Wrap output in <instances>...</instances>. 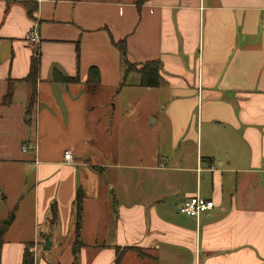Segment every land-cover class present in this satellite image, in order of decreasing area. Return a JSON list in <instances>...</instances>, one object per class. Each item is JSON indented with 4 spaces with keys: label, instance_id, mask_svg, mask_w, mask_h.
Wrapping results in <instances>:
<instances>
[{
    "label": "crops",
    "instance_id": "1",
    "mask_svg": "<svg viewBox=\"0 0 264 264\" xmlns=\"http://www.w3.org/2000/svg\"><path fill=\"white\" fill-rule=\"evenodd\" d=\"M120 41L129 63L160 62L157 87L125 75ZM90 67L99 72L95 86L86 83ZM122 86L140 95L137 104L147 98L152 124L141 136L152 152L126 167L125 202L101 211L108 219L95 234L100 205L86 203L87 178L118 166L89 157L87 125L106 115L91 101ZM4 165L31 173L32 210L29 232L19 226L1 244L0 264H21L26 247L34 264H115L124 247L150 254L129 251L120 264H264V0H0L1 173ZM130 170L155 176L136 185ZM96 187L98 198L111 188L115 202L111 181ZM77 189L83 246L74 258ZM197 193L215 206L196 220L178 209ZM87 208L89 222L81 219Z\"/></svg>",
    "mask_w": 264,
    "mask_h": 264
},
{
    "label": "rangeland",
    "instance_id": "2",
    "mask_svg": "<svg viewBox=\"0 0 264 264\" xmlns=\"http://www.w3.org/2000/svg\"><path fill=\"white\" fill-rule=\"evenodd\" d=\"M135 68L138 69L139 66H133V69ZM126 90V87L122 86L118 87L113 94H107L108 92L103 91L98 97L91 101V104H94L96 109L97 106L104 104L106 106L105 110L103 111L98 108V113L103 111L102 115H106L102 117L99 125H96L94 122H90L87 125V134L93 141V148L88 150L89 157H93L91 161L94 163L106 164V162L109 161L112 164L117 163L118 166L117 168H110L109 171L102 173L101 176L95 173L87 178L86 183L89 185V188H87V195L88 199H92V201L86 203H93L95 207L100 205L98 217L96 218V214L93 217L96 218V222L99 221L98 225L95 227V234H97V230L102 229L104 220L107 221L108 219V216L102 214L101 211L109 213V207L110 209H116L120 203L125 202L123 185L125 176L128 178L125 172L129 171L126 167L129 164L140 163L137 160V157L140 155H144V157L148 159V154L152 152L143 142L142 138L144 137L141 136L143 130L141 127L147 123L148 126L152 124L150 118L148 121L146 119L147 112L144 102L147 98H144L143 102L137 104V99L140 95H137L134 91ZM150 99L149 97V101ZM131 103L134 107L132 111L130 110ZM149 108L153 109L152 107ZM154 109H156V107H154ZM128 110L130 112H128ZM94 114H91V117ZM147 136L148 135H145L146 139ZM190 151L193 152L192 146ZM135 171L137 170H130V175L133 181H136V185L142 184L143 179H153L155 176L153 173L150 175V178L140 175V177H142V179H140L137 178L138 172L135 173ZM6 172L10 173V181L3 178V173ZM167 175L164 173V177L161 178V180L163 181ZM30 176L31 173L26 177L24 174L22 175V169H20V167L12 168L7 165H4L2 173L0 172V248L1 244L11 237L15 229L19 226H22L25 233L29 232L28 230L31 228L32 177ZM99 181H111L112 187L115 186L117 188L115 197H113L115 198V202L112 199V195L108 193L111 192V188L107 190L103 188L100 190L98 198V188L96 186ZM163 183H165V181H163ZM147 186L149 190H152L153 184L151 182H149ZM18 195L22 197L20 201ZM170 195H173L172 190ZM178 195L179 197L184 195L183 190L181 194ZM177 200L178 198L174 196L173 201L177 202ZM110 213H112V211ZM91 215L92 212L87 208V212L85 211V213H83L81 219L85 218L86 221L88 220L89 222ZM43 252L46 253L44 249ZM141 253L144 255L150 254L146 251Z\"/></svg>",
    "mask_w": 264,
    "mask_h": 264
},
{
    "label": "trees",
    "instance_id": "3",
    "mask_svg": "<svg viewBox=\"0 0 264 264\" xmlns=\"http://www.w3.org/2000/svg\"><path fill=\"white\" fill-rule=\"evenodd\" d=\"M35 7L36 6H32L30 11L32 9H35ZM116 46L120 52L122 64L125 66V70H124L125 75L129 72L135 71L140 76L139 85L143 87H150V88H154L158 86L159 79H160V75H159L160 62L159 61L154 60V61L146 62L140 65L138 69L137 68L133 69V66H137V65L131 64L128 62L127 57H126V48H125L124 41L118 42ZM38 70H39V56L37 53H35L30 63L29 75L26 78V81L31 85V88H32L28 108L32 106L33 101H34L35 83H36L37 76H38ZM75 81L77 80L74 78H70V77H67V78L63 77L61 79V82L64 84L73 83ZM98 82H99L98 69L96 67H90L88 70V77H87L86 83L91 86H95L97 85ZM10 101H11V91L9 89V91L6 93V95L3 98V104H9ZM82 201H83V193L81 192L80 189H77L75 200H74V205L76 209V221L74 225V238L72 241V254L74 258H76L79 250L83 246V242L80 237L81 224L79 220ZM54 219H55V211L54 209H52V220ZM129 251L135 252L138 257L148 256V255L142 254L141 253L142 251L140 248H130V247L116 248L115 264H120L123 254ZM21 264H34L33 255L31 254V252L29 251L27 247L24 250Z\"/></svg>",
    "mask_w": 264,
    "mask_h": 264
},
{
    "label": "built area",
    "instance_id": "4",
    "mask_svg": "<svg viewBox=\"0 0 264 264\" xmlns=\"http://www.w3.org/2000/svg\"><path fill=\"white\" fill-rule=\"evenodd\" d=\"M26 38L29 40L31 43H36L37 42V37L33 32H30L26 35ZM27 148L24 147L22 148V151H25ZM64 161L66 162H72V153L70 151H66L64 153ZM214 202L208 198H205L201 196L200 194H194L191 195L187 198H185L178 211L180 214L193 218V219H198L200 215L207 213L211 211L214 208Z\"/></svg>",
    "mask_w": 264,
    "mask_h": 264
},
{
    "label": "water",
    "instance_id": "5",
    "mask_svg": "<svg viewBox=\"0 0 264 264\" xmlns=\"http://www.w3.org/2000/svg\"><path fill=\"white\" fill-rule=\"evenodd\" d=\"M49 247H50L49 238H46V239H45V244H44L43 249H44V250H48Z\"/></svg>",
    "mask_w": 264,
    "mask_h": 264
}]
</instances>
